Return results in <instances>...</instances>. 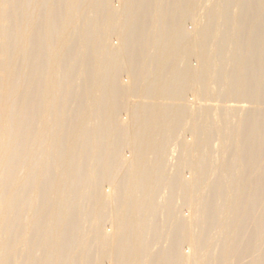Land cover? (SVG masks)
Masks as SVG:
<instances>
[{"label": "bare ground", "instance_id": "1", "mask_svg": "<svg viewBox=\"0 0 264 264\" xmlns=\"http://www.w3.org/2000/svg\"><path fill=\"white\" fill-rule=\"evenodd\" d=\"M0 264H264V0H0Z\"/></svg>", "mask_w": 264, "mask_h": 264}, {"label": "rangeland", "instance_id": "2", "mask_svg": "<svg viewBox=\"0 0 264 264\" xmlns=\"http://www.w3.org/2000/svg\"><path fill=\"white\" fill-rule=\"evenodd\" d=\"M189 58H190V61L192 62V63H196L197 61H195V55H194V52H192V53H190V56H189ZM122 76L125 78V76H126V72H125V69L123 70V73H122ZM127 79V78H126ZM212 86H215V84H211ZM187 97L189 98V102L191 103H193V104H195V103H200V101H201V103H204V104H206V105H213V104H215L216 102H217V99H214V98H212V99H210V100H207V99H204L203 97H201L200 99H195L194 97H195V95H194V93H193V91L191 90V88H189V90H188V93H187ZM199 100V101H198ZM221 103H227V104H242V103H244L245 105H248L249 103L247 102V101H242V102H237V101H223V102H221ZM121 108H122V111L123 110H125L126 108H127V106L126 105H121ZM193 133H194V135H196L197 134V130H193L192 129V124H191V122L190 121H186L184 124H183V126H182V128L179 130V132H178V136H180V134H181V137L183 136V137H188V139H192L193 138ZM179 138V137H178ZM176 140H178L177 138L175 139V140H173V141H176ZM171 145H173V142L171 143ZM171 149V148H170ZM130 153L128 152V155H129ZM175 154H177V151L175 152ZM181 169H182V171H183V173H185V174H187V175H189L190 173H189V166H188V164L185 162V163H183V164H181ZM176 205H177V209L179 210V211H181V210H183L184 211V214H187L188 213V206H187V203H186V201H184V199H183V197H179L178 199H177V201H176ZM185 247L187 248L188 247V244H187V242H185Z\"/></svg>", "mask_w": 264, "mask_h": 264}]
</instances>
